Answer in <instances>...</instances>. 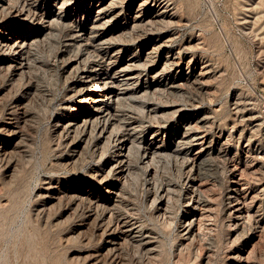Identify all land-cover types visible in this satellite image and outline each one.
Wrapping results in <instances>:
<instances>
[{
    "label": "rangeland",
    "instance_id": "rangeland-1",
    "mask_svg": "<svg viewBox=\"0 0 264 264\" xmlns=\"http://www.w3.org/2000/svg\"><path fill=\"white\" fill-rule=\"evenodd\" d=\"M135 2L120 0L118 9L126 17ZM146 2L144 11L155 18L116 36L135 53L157 48L141 63L142 72L169 50L181 61L161 68L165 78L207 71L176 89L161 86L122 99L120 117L156 122L168 130L167 139L186 117L204 118L201 132L212 148L198 166L171 152L140 162L135 147L120 198L108 206L97 203L83 190L105 194L102 175L95 173L110 153L109 140L98 147L89 135L73 150L83 128L67 133L57 124L72 114L63 108L76 77L67 62L82 48L66 43L72 28L88 21V8H72L73 21L54 20L29 47L22 71L8 60L13 49L0 43V264H264V0ZM0 15V34L37 31V24H12L6 10ZM148 165L155 168L153 186L145 180ZM234 180L239 194H247L248 212L240 217L230 209ZM190 185L205 216L186 234L181 228ZM161 190L169 200L165 210L158 209ZM124 217L137 236L109 244L107 233Z\"/></svg>",
    "mask_w": 264,
    "mask_h": 264
},
{
    "label": "bare ground",
    "instance_id": "bare-ground-1",
    "mask_svg": "<svg viewBox=\"0 0 264 264\" xmlns=\"http://www.w3.org/2000/svg\"><path fill=\"white\" fill-rule=\"evenodd\" d=\"M119 1L86 0V2H82L88 8V21L82 22V24L77 23L78 25L72 28L71 35L68 37L69 42L66 43L73 44L74 42H79L82 46L79 54L76 57H70L67 62L68 68L75 69L76 77L73 79L69 94L63 102V108L71 109L72 114L62 117L59 119L61 121L57 123L58 128L64 129L67 133L74 132L78 127L83 128L82 137L73 140L70 144L73 150L81 148L85 138L89 135H93V144L98 147L104 141L109 140L110 153L104 158L103 167L96 169L97 172L95 173L96 175H102L100 182L102 181L107 186L105 194H97L95 190H83L84 196L92 198L97 203L104 204L105 206L117 202V198L121 192L122 179L130 170V157L135 147L141 149L140 162H150L162 154L166 155V153L171 152L175 156L182 155L188 157L190 161L197 163L199 166L203 162L204 156H206L205 153L213 145L212 139H209L206 134L201 132L199 123L204 119L201 117H186L183 122H179V126L176 125L173 130L175 131L174 135L169 139L164 136L166 129L163 130V126L156 124V122L154 124H142L130 119V121H122L120 117L121 113L119 114L118 109L122 99L126 100L128 98L129 100L130 97H137L139 93L148 92L149 89L157 90L161 86L176 89L182 86L184 82L191 81L192 78L195 80L202 77L207 70L199 69V72L194 71L192 75L175 74L171 79L165 78L161 68L166 66L172 67L173 65L178 66L181 61L178 54L169 50L165 54H162L158 63H151L152 65L148 67L146 73L142 72L141 63L152 57L154 49L147 48V50L145 49L141 53H135L131 46L122 41H116V38H118L116 36L119 33L121 35V32L130 25H135L139 21L142 23L145 19L151 20L155 15L153 16L151 11H144V8L147 6L146 0H136L135 3L129 6V11L125 17L122 11L118 9L120 6ZM82 3L80 0H0V11H7L8 20L12 24H15L17 27L19 26V28L30 23L38 25L35 32L11 31L8 34H0L1 45L13 49L12 53L10 52L11 55L8 57V60L15 66L16 71H22L27 67L25 54L31 50H29V47H32L31 44L41 37V35L46 34L48 29L50 30L54 20L73 21L72 8L75 9ZM173 106L174 104L171 105V107ZM124 119L126 120L127 118ZM154 169L153 166L146 168V184L152 185L155 182L156 175ZM200 179L196 177L194 180L199 181ZM234 181L235 183L229 192L232 197L230 209L236 213V216L240 217L246 211L247 205L245 206L244 203L246 201L244 202V200H246L245 195L247 194L244 192L245 195L239 194L240 183L237 180ZM190 186L192 188L189 187L186 191L187 193H191V196L188 195L191 199L184 203L181 228L183 233L186 234L191 233L190 231L194 227L196 220L198 221V219L205 216V205L203 204V206L200 203L201 200L197 199L195 193L196 186ZM167 201L165 191L161 190L158 209H164ZM91 214L93 212H89V215ZM103 220L104 218H101L100 222ZM117 220V224L115 223L117 226H114L115 230L110 228L107 233L106 242L115 245L118 243L119 238L124 235L130 237L137 236L138 230L128 218L124 217ZM144 242L151 244L152 239L146 236ZM96 263H98V260H95Z\"/></svg>",
    "mask_w": 264,
    "mask_h": 264
}]
</instances>
